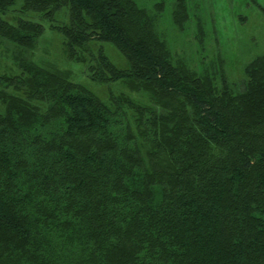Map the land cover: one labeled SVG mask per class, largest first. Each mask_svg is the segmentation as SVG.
I'll return each instance as SVG.
<instances>
[{
	"label": "trees",
	"instance_id": "trees-1",
	"mask_svg": "<svg viewBox=\"0 0 264 264\" xmlns=\"http://www.w3.org/2000/svg\"><path fill=\"white\" fill-rule=\"evenodd\" d=\"M196 2L0 0V264H264V54L194 64Z\"/></svg>",
	"mask_w": 264,
	"mask_h": 264
},
{
	"label": "rangeland",
	"instance_id": "rangeland-1",
	"mask_svg": "<svg viewBox=\"0 0 264 264\" xmlns=\"http://www.w3.org/2000/svg\"><path fill=\"white\" fill-rule=\"evenodd\" d=\"M197 3H200L207 19L211 21V28L207 27L208 35L204 45L200 44L195 36L194 22L182 33L168 22L166 16L163 26L168 30L174 47L180 53L190 56L196 65L201 64L204 58L210 62L220 51L226 59L230 79L234 82L243 80L246 65L256 56L264 54V0H199ZM49 36L52 37V59L68 66L64 60H60L63 54L60 35L50 33ZM106 47L111 58L119 66L128 67V61L113 44L107 43ZM77 68L79 72L82 69L81 66ZM80 77L90 84L85 76ZM105 89L101 88L100 91L104 94Z\"/></svg>",
	"mask_w": 264,
	"mask_h": 264
}]
</instances>
